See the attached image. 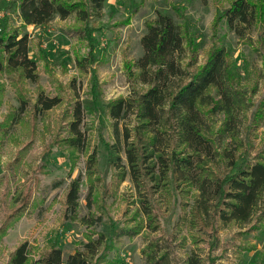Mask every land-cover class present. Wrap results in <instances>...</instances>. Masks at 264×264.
<instances>
[{"label":"rangeland","instance_id":"rangeland-1","mask_svg":"<svg viewBox=\"0 0 264 264\" xmlns=\"http://www.w3.org/2000/svg\"><path fill=\"white\" fill-rule=\"evenodd\" d=\"M231 1L105 0L100 19L54 18L38 28L22 26L16 14L17 0H0V34L5 29L28 34L29 54L38 74V81L32 83L17 72L0 73V264H7L23 242L28 243L31 260L57 246L64 261L98 235L106 242L93 264H145L141 253L145 236L158 234L163 247L177 238L176 264H184L196 248L205 264H264V219L254 227L219 224L216 230L198 231L189 221L184 222L191 216L195 190L171 181L150 198L159 229L149 234L140 225L144 218L136 214L138 193L129 180L128 167L120 180L105 149L112 140L105 106L139 86L128 80L125 67L140 56L139 39L156 12L169 15L181 26L197 66L205 62L212 48L223 46L240 86L253 103L264 100V31L255 26L241 38L228 29L220 11ZM78 60L84 65L79 67ZM41 90L48 97L58 96L61 102L34 115L32 104ZM19 98L28 100L27 110L13 124L10 117L12 111L18 112ZM75 100L86 104L81 131L87 147L80 153L62 142ZM253 111L254 107L247 112L249 122ZM221 119V114L214 117L215 128ZM131 123L125 119L120 128ZM256 129L250 136L255 150L264 143V117ZM239 130L243 139L241 126ZM226 142L228 139L222 144ZM93 150L96 163L88 172L86 160ZM120 157L125 163L123 153ZM77 176L81 178L78 219L71 220L64 213L65 194L68 183ZM89 187L92 194L87 202ZM81 218L90 224L82 223ZM123 228L139 233L119 236Z\"/></svg>","mask_w":264,"mask_h":264},{"label":"trees","instance_id":"trees-1","mask_svg":"<svg viewBox=\"0 0 264 264\" xmlns=\"http://www.w3.org/2000/svg\"><path fill=\"white\" fill-rule=\"evenodd\" d=\"M104 2L17 0L16 14L22 26L41 28L54 18L74 16L81 22L92 17L100 19ZM220 19L241 38L255 26L264 31V0H232L220 11ZM28 38L18 29H5L0 34V73L17 72L22 79L36 83L37 67L29 54ZM139 44L140 56L125 67L128 80L139 86L126 97L108 102L104 114L112 137L105 145L108 162L120 180L128 167L129 180L138 193L136 214L144 218L141 228L149 234L158 231L150 198L169 181L195 190L191 216L184 222L189 221L198 231L216 230L219 224L254 227L264 219V143L255 150L250 136L264 117V100L253 103L251 95L240 86L223 46L212 48L205 62L197 66V57L191 56L181 26L167 14L156 12L152 21L145 24ZM81 61H77L79 67L84 65ZM60 102L58 96L48 97L41 90L32 111L34 115L43 114ZM27 104V99L19 98L18 112L12 111L10 123L21 120ZM252 107L249 122L247 112ZM85 111V102L75 100L62 138L64 145L77 153L87 147V138L81 131ZM217 114L222 119L215 128L213 119ZM125 119L132 123L120 128ZM120 153L124 154L125 163ZM95 163L93 150L86 160L88 172ZM80 179H71L65 194L64 213L71 220L78 219ZM91 194L89 187L87 202ZM79 221L90 224L84 218ZM138 233L133 228H123L118 235ZM161 239V234L145 236L141 250L145 264H176L173 250L177 238H172L168 247L160 245ZM105 242L102 235L89 239L64 261L57 246L31 260L28 243L23 242L10 254L7 264H93ZM196 250L185 257L184 264L206 263Z\"/></svg>","mask_w":264,"mask_h":264}]
</instances>
